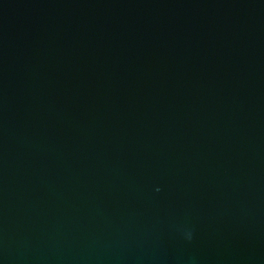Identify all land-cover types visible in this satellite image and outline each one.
I'll list each match as a JSON object with an SVG mask.
<instances>
[{"label":"water","instance_id":"obj_1","mask_svg":"<svg viewBox=\"0 0 264 264\" xmlns=\"http://www.w3.org/2000/svg\"><path fill=\"white\" fill-rule=\"evenodd\" d=\"M0 264H264V0H0Z\"/></svg>","mask_w":264,"mask_h":264}]
</instances>
